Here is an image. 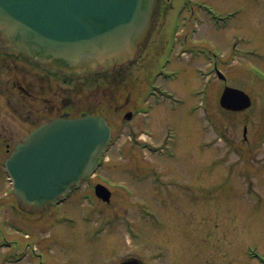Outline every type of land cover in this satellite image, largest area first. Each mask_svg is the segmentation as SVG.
Masks as SVG:
<instances>
[{
	"label": "rangeland",
	"instance_id": "374dc122",
	"mask_svg": "<svg viewBox=\"0 0 264 264\" xmlns=\"http://www.w3.org/2000/svg\"><path fill=\"white\" fill-rule=\"evenodd\" d=\"M209 1L222 12L243 11L220 28L206 15L195 17L184 9L172 25L175 11L169 5L140 63L115 83L102 81L68 92L75 105L103 112L116 132L123 133L88 183L111 187V182L115 191L108 202L83 188L62 205L28 215L15 208L9 191L6 196L9 183L1 176L0 264H116L129 256L126 251L144 264H261L247 250L256 245L264 253V0ZM224 19L218 16L215 22L223 26L228 23ZM171 31L181 35L173 37ZM172 43L177 47L170 69L180 75L163 85L152 66L159 51L167 54ZM182 50L188 52L184 58ZM214 60L228 85L250 94L249 110L236 113L220 106L225 82L204 74ZM158 83L161 90L174 92V109L161 103L154 107V98L142 100V111L154 107L150 117L130 124L142 129L155 147L171 130L176 155L169 159L135 147L127 149L125 158L117 149H124L125 139L132 141L129 129L121 126L122 113ZM112 96L121 110L110 103ZM128 170L141 172L142 182ZM174 181L191 186L194 201L176 185L164 183ZM140 198L142 209L135 202Z\"/></svg>",
	"mask_w": 264,
	"mask_h": 264
},
{
	"label": "water",
	"instance_id": "95a60500",
	"mask_svg": "<svg viewBox=\"0 0 264 264\" xmlns=\"http://www.w3.org/2000/svg\"><path fill=\"white\" fill-rule=\"evenodd\" d=\"M161 2L0 0V50L68 76L107 77L142 55ZM221 105L243 110L251 100L242 90L226 87ZM110 135L106 120L94 115L53 119L33 130L6 161L19 205L30 213L43 212L78 186L94 172ZM97 190L109 198L106 188Z\"/></svg>",
	"mask_w": 264,
	"mask_h": 264
},
{
	"label": "flooded vegetation",
	"instance_id": "af4514ba",
	"mask_svg": "<svg viewBox=\"0 0 264 264\" xmlns=\"http://www.w3.org/2000/svg\"><path fill=\"white\" fill-rule=\"evenodd\" d=\"M200 1L210 2L209 0H164L162 13L169 5L177 15L182 14L184 9L192 13H206L207 5ZM212 5L217 11L222 12L214 3ZM232 10L239 14L243 11L239 8ZM82 86L93 88L86 85L84 80L69 82L64 76H56L35 67L24 57L0 51V150L3 154L0 162L4 163L14 147L42 122L62 115L78 116L87 112L94 113L95 110L75 105L72 98L67 95L68 92L75 93ZM114 100L112 96L109 101L116 105V110H121L122 108L117 106L118 102ZM133 104L138 108L135 103ZM136 118H142L140 111H137ZM131 129L136 132L137 139L140 130L136 126ZM113 135H117L115 127H113ZM136 139L135 144H137ZM3 148L5 151H2ZM123 155L126 158L127 154ZM3 172L5 174L4 165ZM4 174H0V179L1 176H5ZM140 179L142 182V177Z\"/></svg>",
	"mask_w": 264,
	"mask_h": 264
}]
</instances>
